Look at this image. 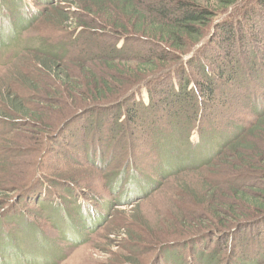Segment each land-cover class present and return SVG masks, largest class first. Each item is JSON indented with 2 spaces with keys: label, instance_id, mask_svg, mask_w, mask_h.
<instances>
[{
  "label": "trees",
  "instance_id": "16d2710c",
  "mask_svg": "<svg viewBox=\"0 0 264 264\" xmlns=\"http://www.w3.org/2000/svg\"><path fill=\"white\" fill-rule=\"evenodd\" d=\"M3 1L14 0H0V3ZM31 1L34 7L29 10L35 16L27 17L28 13H24L28 23L19 27L18 31L28 29L44 16V22L54 24L59 34L66 35L69 46L77 48L80 43L86 46L88 35L102 43L97 46L95 54V49L85 51L83 60L89 67L78 60L71 65L64 63L66 45L51 48L41 38L35 40L40 46L27 44L31 53L25 61L32 76L20 79L18 89L0 86V122L27 121L35 125L42 136L48 134L52 128L51 123H47L33 107L39 90L44 91L36 83L37 75L46 80L48 91L65 104L88 102L106 106L120 96V99H125L124 102L108 108L112 117L109 126L103 124V114L102 122L98 124L97 120L93 121L99 125L96 126L98 130L95 128V134L102 129L107 132L104 140L103 135L97 137L95 150L98 153L94 150L91 156H87L84 152L86 150L82 149L89 134L83 128L71 135L70 145H61L60 153L69 165L93 166L94 158L100 159L101 164L107 150L112 153V158L115 157L113 148L126 140L127 154L120 158L122 172L130 164L135 166L134 162L138 158L137 167L155 173L153 185L179 173L204 168H212L210 174L213 178L221 177V182L228 180L229 193L218 195L226 199L225 202H218L210 209L212 217L209 219L217 220L220 226L229 221L235 222L247 216L248 212H264V90L261 85L252 83L256 86V98L262 100V108L252 99V105L244 104L242 110H239L242 111L241 119L223 121L222 125L206 120L209 109L212 111L216 102H220L222 96L225 97L221 95L222 91L228 96L230 88L238 83L248 93L242 83L245 79L253 78L251 74H255L257 81H261L256 73L260 70L264 73V0H72L71 6L65 8L52 0ZM19 7L23 11V7ZM1 9L0 6V12ZM96 26L103 30H96ZM15 30L10 32L9 37L17 41L19 33ZM3 39L2 47L7 48L11 42L7 39L5 43L8 44L5 45ZM57 49H63L65 54L56 55ZM78 68L84 70L83 78L75 74ZM21 93L25 97H21ZM225 100L222 105H226L229 111L231 107ZM104 108L101 110L105 111ZM160 113H164L159 118L163 122L157 131L152 132ZM169 121L175 122L173 128L169 127ZM138 127L142 135L151 133L148 139L153 142H148L146 151L141 154L130 140ZM205 127L212 132L206 131ZM229 129H233L232 134L228 132ZM193 132L197 134L196 142L190 140ZM206 136L210 138L211 144L204 143ZM38 141L35 142L37 146L44 148L45 140ZM76 141L79 144L74 143ZM8 146L19 151L13 142L7 141L1 145L3 150ZM194 149L198 152L195 156ZM81 150H84L82 155H78L77 152ZM179 150L182 155L176 156ZM221 159L229 165L230 171L225 175H220L219 164L218 167L214 165L215 161L220 162ZM36 164L42 173L39 175L33 172L27 184L28 170L20 178L10 177L8 171H2L4 175L0 173V220L8 222L11 218H18L20 222L18 228V223L12 227L15 232L0 236V264H31L29 251L21 252L16 245L14 234L17 231L23 237V233L27 232L28 237L40 239L50 248L51 245L44 240L48 228L55 229L59 238L67 244L77 245L85 242L104 222L105 206L102 211L94 208L100 203L95 199L103 198L104 190L98 196L91 192L88 185H82L83 181L89 180V176L84 175L85 178L68 167L70 171L67 174L59 170V173L46 175L44 172L49 168L45 156H40ZM140 180H144L145 184L151 183L146 177ZM7 185H12L14 191H18V201L13 202L8 192H5ZM85 185L88 190L84 189ZM210 186L211 183L204 185L208 189ZM106 189L108 194L119 192L117 200L127 194L126 190L121 191L110 180L107 181ZM144 189L152 191L150 187ZM214 190L218 188L212 187L211 197L215 196ZM23 201L35 205L38 210L30 212L25 206L20 207ZM132 202H128L129 205ZM206 206L212 205L207 203ZM83 209L90 212L92 209V212H83ZM31 216L34 217L32 221ZM80 216H84L86 221ZM40 219L46 224H40ZM140 222L134 224L146 231ZM115 229L118 230V227ZM256 235L259 238L260 234ZM130 238L136 240L134 236ZM37 245L40 246V242ZM254 245L255 250L251 251L236 241L224 255L221 250L210 255L202 251V256L198 246L185 248L182 253L186 257L176 260V256L169 258L163 255L162 264H264V244L261 247L258 243ZM128 261L141 264L136 257Z\"/></svg>",
  "mask_w": 264,
  "mask_h": 264
},
{
  "label": "rangeland",
  "instance_id": "374dc122",
  "mask_svg": "<svg viewBox=\"0 0 264 264\" xmlns=\"http://www.w3.org/2000/svg\"><path fill=\"white\" fill-rule=\"evenodd\" d=\"M52 1L60 5V7L65 8L69 7L70 1L72 0ZM20 5L23 7V11L20 9ZM0 6L2 8L0 12V86L2 87H6L7 85L18 89L19 85H21L20 79L26 76H32L28 71L30 67L27 68L28 65L25 61L31 53L29 52L30 48L27 44H31L32 47L37 45L40 46V44L35 41L37 38H41L46 43L45 45L51 48H58L57 45L60 44L63 46L66 45V54L63 52V49L55 50V54L62 55L60 53H64L66 58L63 61H65L64 63L67 65H71L78 60L83 62L82 64L85 67H89V64H86L83 60L85 58V51L90 52L95 49V51H93L95 54L97 53V46L102 43V41H97V38H90L88 35L86 46L81 45V43L78 44L77 48L69 46V43L66 42V35L59 34L57 29L53 27L54 24L48 21L44 22L46 21L43 19L44 16L42 19L37 17L38 20L31 24L28 29L18 31L19 27L21 28L27 25V17L35 16L30 11L32 10L31 8L34 7L32 1H3L0 3ZM59 9L60 8H58V10ZM24 13H28L27 17ZM97 28L98 26L95 27L96 30ZM13 29H16L15 31L19 33L17 35V41L9 37ZM98 29L103 30L102 28ZM244 31L248 34L246 29ZM2 39L5 45L8 44L7 42L5 43L7 39L10 40L11 44H8L7 48L2 47ZM25 46L27 49H24ZM20 53L21 55L18 56ZM74 72L76 75L79 74V76L83 78L82 75L84 74V70L78 68V70L76 69ZM251 75H253V78L245 79L242 83L243 87L248 90V93L243 91L241 84L238 85V83L235 82L236 84L232 86L233 88H230V91L227 92L230 93L228 96H226L227 94L224 93V91H222L223 93L221 92V95H225V97L222 96L221 99H219L220 102H216L212 111L209 109L206 115L207 121L222 125L223 121H231V119L236 121V119H241L242 115L240 112L242 111L239 110H242L241 108L244 104L247 106L252 105L250 103L252 99H254L261 108L263 107V103H261L262 100L256 98V86H253L252 83L259 86L261 85L260 87L264 90V73H262L261 70L256 73V76L261 79L260 82L255 78V74ZM36 83L40 88H43L44 91L42 92L39 90L38 95L34 98L35 103L33 107L42 114L43 119L46 120L47 123H51L52 128L47 135L42 136L40 132H38V129H36V126L27 121H16L17 123L0 122L1 175L5 174L2 171H8L9 175H11L10 177L14 176L20 178L23 173L28 170V179L25 183L27 184L33 177V172L39 175L42 173L36 162L40 156L41 158L45 156L49 170H46L44 174L59 173V170L60 173L67 174L70 170H76L75 172H78L81 176H89L90 178L88 181L83 179L87 182L82 180V185H88L91 192L98 196L102 194L103 189L104 196L101 199H95V201L100 203L94 208L101 211L104 206L105 208L103 213L104 222L101 223L99 229L97 228L87 237V240L81 244L69 245L59 238L60 235H58L55 229L48 228L46 233L47 236L44 240L51 245L49 248L46 247L40 239L34 240L28 237L29 234L27 232L23 233L24 238L21 233L17 231L14 234V238H17L16 245L21 252H25V250L29 251L28 259L31 264H134L128 261V259L132 257L139 259L141 264H162L163 255L169 258L176 256L175 259L178 260L179 258L186 257L182 252L185 248L188 249L190 247L196 248L198 246V251L201 249L200 255L202 256V251L205 252L206 255H210L213 252L221 250L224 255L227 253L229 247L232 248L231 245L236 241L251 251L255 250V243H258L259 247L264 244V212L259 214L248 212L249 214L247 216L232 223L229 221L230 223L221 226L217 220L209 219L212 217V211L210 209L214 204L217 205L219 204L218 202H225L226 200L220 198L218 195L223 192L228 194L230 190L229 182L227 183L228 180H224L226 182L222 180L223 182H221V177L213 178V176H211L210 173L213 172L212 168L179 173L174 177L163 179L161 183L154 184V186L153 179L155 173L137 167L138 158L134 162L135 166L130 164L129 168L127 167V169L122 172L120 158L127 154L126 140L113 148L115 157L112 158V153L110 150H107L101 164L99 163L100 159L97 160L94 158L93 166H89V164L85 165V167H80L76 164L69 165L66 162V158L60 153L59 148L63 147L61 145H70L71 135L76 134L81 128L87 129L89 134L86 136V141L83 142L84 147L82 146V149L86 151L81 150L78 151L77 154L82 155V151H84L87 156H91V152L94 151L97 146L96 140L99 134L101 136L103 135V140L107 134L103 129L95 134L96 130H98L96 126L99 125H96L93 121L97 120L96 123L98 124L100 121L102 122L101 119L103 114L105 115V117H103V124L105 123V126H109L108 123L112 121V117L108 108L119 106L125 99H120L119 96L115 102L112 101V106L110 104L102 106V104L97 105L88 102H80L77 104L69 102L65 104L48 91L46 86L47 82L41 75L36 76ZM19 91H21V89H19ZM20 95L21 97L24 96L22 93ZM142 95L144 100H146L145 92H143ZM224 99H226V102L228 101L231 107L229 111L226 110V105H222L224 104ZM102 108H104L105 111L101 110ZM165 110H167V106H165ZM161 116H164V113H160L158 119ZM162 122L163 121L159 119V121L154 124L152 132L156 129L158 130ZM169 123V127L173 128L175 126L174 121H169ZM103 124L101 123V125ZM144 125H146V123L143 124V126ZM145 127L147 129V126ZM169 127L167 125L168 130ZM211 127L213 129V126ZM205 130L212 132L207 127H205ZM228 132L232 134L233 129H229ZM142 134L143 133L140 132L138 127L135 129V135L130 139L133 141L132 144L136 145L138 153L140 152V154L146 151L145 147L148 145V142L153 144V142L148 139L151 133H148L147 136ZM209 135L210 134H207V136ZM225 135L226 133L224 132V136ZM40 136L41 138H38ZM207 136L204 143L211 144L209 141L210 138ZM39 139L45 140L46 145H44V148L37 146ZM190 140L192 142L198 140L196 132L191 134ZM7 141L13 142L14 145L19 147V151L16 150L15 147H11L13 145L3 150L1 145L6 144ZM74 143L79 144V141ZM52 147H55V149H52ZM95 151L98 153L97 150ZM193 152L194 156L198 154L195 149ZM181 153V150L177 151L176 156L182 155ZM223 160L224 159H221L220 162L217 160L215 161L216 163H214L217 167L219 164L220 167H218V169L221 170L220 175H225L230 171V169H228L229 165L225 164ZM49 165L51 167H49ZM67 167L70 170H67ZM142 177H146V179L150 180V185L149 183L145 184L144 180L141 181L140 179H142ZM109 180L111 183L118 185L121 191H127L124 198L117 200L119 199V192L108 194L106 184ZM206 183H211L210 189L204 187ZM86 185L83 187L88 190L89 188ZM145 187H150L152 191L148 192V190L144 189ZM212 187L213 189L217 187L218 190H214L215 196L211 197L210 190ZM4 189L5 192H8L13 202L20 199V195L17 196L18 191H14L12 185H7ZM138 190L140 193H137ZM138 197L142 198L133 201ZM218 199L220 200L217 201ZM128 202H132V205H129ZM200 202L205 203L198 204ZM207 203L212 206L207 207ZM29 205L30 203H28V201H26V203L25 201L20 203V207L25 206L30 212L38 210L35 205ZM82 211L88 212L89 210L86 211L83 209ZM81 214L85 215V213ZM30 218L31 221L34 219L33 216ZM35 218L37 217L35 216ZM80 218L86 221L84 216H80ZM138 221L142 222L146 231L140 229L138 224H134L136 222L138 223ZM19 223L18 218H11L8 222L0 220V236L4 237V234H12L15 232V228L12 227L17 224L18 228L20 225ZM39 223L46 224L42 219H40ZM80 223L81 221L79 224ZM116 226L118 230L115 229ZM8 227L12 229L10 230ZM24 230H26V228ZM18 233H20V236H18ZM256 234H260L259 238H256ZM131 236H134L136 240L132 241L130 238ZM4 239H7V237ZM130 240L132 242H129ZM39 242L41 244L40 246L37 245ZM1 248L2 245L0 243V249ZM262 249H264V246H262ZM178 252L181 256H179ZM2 260H5L4 256ZM204 264H209V262Z\"/></svg>",
  "mask_w": 264,
  "mask_h": 264
}]
</instances>
